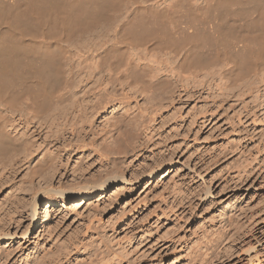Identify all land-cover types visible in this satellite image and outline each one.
<instances>
[{
    "label": "rangeland",
    "instance_id": "374dc122",
    "mask_svg": "<svg viewBox=\"0 0 264 264\" xmlns=\"http://www.w3.org/2000/svg\"><path fill=\"white\" fill-rule=\"evenodd\" d=\"M139 1L168 5L164 0ZM114 16L65 43L67 83L77 72L88 77L93 54H73L76 47L89 52L112 38L108 28ZM113 61L93 71L81 88L69 89L66 83L54 106L59 103L62 109L78 100L73 111L87 110L90 124H84L79 137L65 138L76 141L81 136L107 147L115 137L116 154L106 162L87 149L75 152L62 159L67 171L53 177L52 186L78 188L105 177L116 165L125 181L111 192L69 202L65 208L56 205L58 196L51 205L43 201L37 227L24 239L32 193L23 182L29 165L23 159L32 151L41 158L49 128L37 118L26 127L16 123L21 125L17 133L8 128L22 143L0 164L8 167L0 166V229L5 223L11 234H18L16 242L0 246L5 253L16 251L9 264L49 259H62L61 264H264V82L251 76L218 88L210 73L215 67L195 84L165 72L157 76L152 68L139 81L156 82L161 76L169 85L131 90L122 81L124 64L117 75L108 71ZM146 63L153 66L161 60ZM78 162L82 172L75 173ZM14 165L19 172L10 171ZM165 165L157 176H149ZM48 172L36 178L33 187H45Z\"/></svg>",
    "mask_w": 264,
    "mask_h": 264
},
{
    "label": "bare ground",
    "instance_id": "6f19581e",
    "mask_svg": "<svg viewBox=\"0 0 264 264\" xmlns=\"http://www.w3.org/2000/svg\"><path fill=\"white\" fill-rule=\"evenodd\" d=\"M164 1L167 6L157 4L160 2L148 6L139 0H0V162L22 144L8 128L18 131L21 125L16 123L26 127L32 124V118L40 119L41 124L49 128L44 138L45 147L42 146L39 153L41 158L32 151L26 153L23 159V162L29 163L23 182L30 184L27 187L32 194L30 224L22 233V238L28 239L35 231L43 201L48 200L51 205L53 197L58 196L60 202L56 205L65 208L69 202L111 192L125 181L124 174L118 171L116 165L105 177L85 181L78 188L57 189L52 186L53 177L67 171L62 164L63 158L70 159L73 153L87 149L100 159L112 162L111 157L118 149L115 137L107 147L81 136L76 141L71 140V137H79L84 132V124H90L87 110L83 112L76 108L73 111L78 100L76 104L73 101L62 109L59 103L54 106L59 90L67 83L65 61L69 47L65 46L66 42L94 29L115 14L108 28L114 34L112 38L103 40L93 51L76 47L73 56L77 53L82 58L93 54V63L88 67V77L81 72L73 74L70 78L72 82L69 80L66 84L69 89L81 88L85 81H90L93 71L111 59L115 61L110 63L108 71L117 75L119 66L124 64L125 69L120 72L122 81L131 90L137 87L146 91L169 85L168 78L161 76L156 82H140L139 79L149 74L152 68L157 76L159 72H165L175 75L173 79L195 84L198 77L207 73L204 71L215 67L210 73L214 75L212 81L218 88H226L228 81L236 84L251 76L257 82H264V0ZM235 6L240 8L235 11ZM87 57L85 60L88 61L90 57ZM151 58L161 60V63L147 64L146 61ZM76 77L79 80L75 83L73 79ZM22 102L24 108H20ZM1 110H5L6 114ZM91 113L93 115L95 110ZM6 115H11V120ZM66 135H70V139L65 138ZM34 145L35 142H32V147ZM32 147H29L30 150ZM166 166H160L149 176H157ZM82 167L78 162L75 173L82 172ZM19 168L14 165L10 171L15 173ZM46 170L49 172L43 177L45 187H33V181ZM3 225L0 246L16 242L18 234H11V226L6 228ZM1 249L0 264H9L16 251L9 249L6 254ZM49 260L40 264H59L62 259Z\"/></svg>",
    "mask_w": 264,
    "mask_h": 264
}]
</instances>
